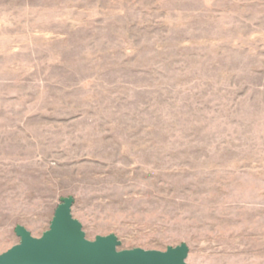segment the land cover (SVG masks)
Listing matches in <instances>:
<instances>
[{
	"label": "rangeland",
	"instance_id": "374dc122",
	"mask_svg": "<svg viewBox=\"0 0 264 264\" xmlns=\"http://www.w3.org/2000/svg\"><path fill=\"white\" fill-rule=\"evenodd\" d=\"M64 197L90 241L264 264V0H0V255Z\"/></svg>",
	"mask_w": 264,
	"mask_h": 264
},
{
	"label": "water",
	"instance_id": "95a60500",
	"mask_svg": "<svg viewBox=\"0 0 264 264\" xmlns=\"http://www.w3.org/2000/svg\"><path fill=\"white\" fill-rule=\"evenodd\" d=\"M73 197H64L49 230L40 238L22 225L15 228L20 243L0 255V264H187L189 247L182 243L166 251L119 250L115 234L86 238L82 224L73 217Z\"/></svg>",
	"mask_w": 264,
	"mask_h": 264
}]
</instances>
